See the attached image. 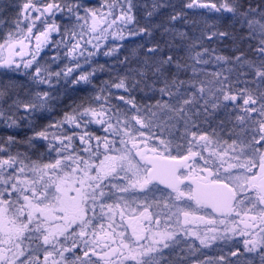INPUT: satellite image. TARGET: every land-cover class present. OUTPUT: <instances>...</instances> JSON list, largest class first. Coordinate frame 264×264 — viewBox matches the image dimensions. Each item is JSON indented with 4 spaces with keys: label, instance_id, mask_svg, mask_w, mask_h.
<instances>
[{
    "label": "snow or ice",
    "instance_id": "1",
    "mask_svg": "<svg viewBox=\"0 0 264 264\" xmlns=\"http://www.w3.org/2000/svg\"><path fill=\"white\" fill-rule=\"evenodd\" d=\"M0 28V121L31 129L0 136V264H264V0H15ZM61 87L90 94L37 127Z\"/></svg>",
    "mask_w": 264,
    "mask_h": 264
},
{
    "label": "flooded vegetation",
    "instance_id": "2",
    "mask_svg": "<svg viewBox=\"0 0 264 264\" xmlns=\"http://www.w3.org/2000/svg\"><path fill=\"white\" fill-rule=\"evenodd\" d=\"M2 4L4 5H9L10 2L9 1H3ZM6 16L5 19L10 18L12 15L11 13H14L13 10L11 8H7L6 9ZM39 26V25H38ZM5 34V29L0 28V39L3 38ZM45 52L41 53V59H43ZM56 70H58V68H55ZM58 87H60L58 85ZM61 101L58 107H56L54 109V111L52 113H44L41 114L37 120L35 121V125L37 127L43 126L45 124L48 123L49 120H55L60 118V116L62 115V113L64 111H67L69 106L72 105L74 102L79 103L80 99L86 95H89L90 93H85L84 91H72L71 89H69L67 91V93L64 92V89L61 87ZM24 122H22L23 124ZM100 126L99 125H89L88 126V131L93 132L96 135H104V133H102L100 130ZM8 134H15L17 135L20 139H23L25 137V135H31V129L27 128V127H21L20 129H7L5 128L4 124L2 121H0V136H4V135H8ZM77 146H78V142H77ZM21 151H24L25 148L23 146H17ZM39 147V151L40 153L44 152L43 147ZM13 151H15V149H13ZM35 158V157H34ZM227 246H225V244H222L221 242H217L215 245H213L212 248L210 249H204L203 251L207 252L208 255H219L220 252L217 250L218 248H223V250L225 252H227L229 250V248L232 246V244L234 243V241H229L226 242ZM242 246V245H241ZM241 250L242 247H241ZM254 264H259V261H254Z\"/></svg>",
    "mask_w": 264,
    "mask_h": 264
},
{
    "label": "rangeland",
    "instance_id": "3",
    "mask_svg": "<svg viewBox=\"0 0 264 264\" xmlns=\"http://www.w3.org/2000/svg\"><path fill=\"white\" fill-rule=\"evenodd\" d=\"M0 1H8V0H0ZM15 0H12L10 2V4L14 3ZM82 3L90 6V7H96L99 8L104 4V0H81ZM11 15H14V13H11ZM59 22V19H58ZM46 53L50 56L52 55L51 52H48V50L46 49ZM45 58V54L44 57ZM65 63H69V61L67 59L61 60L58 62V65H53L54 68H59V67H63V65ZM81 63L83 64V59L81 58ZM97 64H103L106 66H111L113 64V59L111 57H105L103 55H98L97 57H95L92 61L91 64H84L83 67L84 69L87 70H91L92 67L96 66ZM109 73L108 72H97V78H96V83L97 84H101L102 81L109 79ZM32 154V153H30ZM237 240L241 239L239 237L236 238ZM242 247V246H240Z\"/></svg>",
    "mask_w": 264,
    "mask_h": 264
},
{
    "label": "trees",
    "instance_id": "4",
    "mask_svg": "<svg viewBox=\"0 0 264 264\" xmlns=\"http://www.w3.org/2000/svg\"><path fill=\"white\" fill-rule=\"evenodd\" d=\"M144 0H137V3H143ZM173 3L179 4L181 2V0H172ZM194 15V11L190 10L189 11V16L192 17ZM198 18V17H197ZM134 46V45H133ZM226 51V50H225ZM209 71H213L215 70L213 67H209L208 68Z\"/></svg>",
    "mask_w": 264,
    "mask_h": 264
}]
</instances>
